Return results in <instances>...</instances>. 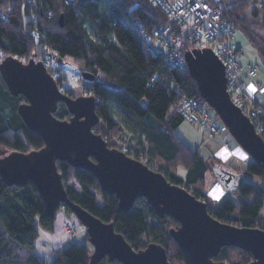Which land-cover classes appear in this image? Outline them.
<instances>
[{
	"label": "trees",
	"instance_id": "1",
	"mask_svg": "<svg viewBox=\"0 0 264 264\" xmlns=\"http://www.w3.org/2000/svg\"><path fill=\"white\" fill-rule=\"evenodd\" d=\"M226 17L253 41L249 28L264 27V2L251 7L236 0L229 4ZM139 25L150 30L154 26L175 27L177 23L148 0H0V62L10 54L23 61H37L50 53V72L62 92L81 95L75 88L83 84L86 93L96 97L100 121L94 131L110 147L124 150L162 172L170 182L184 186L211 207L205 190L211 159L177 135L176 128L185 118L176 112L177 92L171 81L202 104L206 102L186 63L166 71L167 78L161 79L165 64L145 49ZM84 71L102 81L84 79ZM26 101L23 94L15 95L9 90L0 71V158L11 151L27 152L44 145L40 133L29 129L18 112L19 105ZM54 114L62 119L71 116L62 101ZM262 118L264 121V112ZM260 134L264 138V131ZM144 156L148 160L144 161ZM57 166L70 200L102 220L114 222L116 230L134 248H145L156 241L167 248L173 263L194 264L170 235V228L179 224L175 218L167 214L160 217L144 196L123 211L117 196L103 191L91 171L65 160H58ZM180 168L185 169V174L178 172ZM247 169L259 175L260 182L264 178V168L256 161ZM238 192L239 201L228 198L209 208L210 213L237 226L264 228V220L259 217L264 206V186L244 182ZM56 212L47 209L33 181L25 186L9 185L0 174V264H89L91 243L70 242L55 250L50 259L36 253L40 228L52 233ZM214 259L247 264L253 255L230 245L222 247ZM99 264L123 263L105 256Z\"/></svg>",
	"mask_w": 264,
	"mask_h": 264
},
{
	"label": "water",
	"instance_id": "2",
	"mask_svg": "<svg viewBox=\"0 0 264 264\" xmlns=\"http://www.w3.org/2000/svg\"><path fill=\"white\" fill-rule=\"evenodd\" d=\"M185 63L197 81L201 97L253 161L264 168V138L242 107L232 100L222 60L208 48L186 51ZM0 71L9 90L26 97L18 112L29 129L40 133L44 140L39 149L15 150L0 158V174L9 185L25 186L33 181L48 210L55 212L66 206L78 217L93 246L89 264H99L105 256L123 264L176 263L170 261L162 243L152 241L145 248L136 249L116 230L114 222H106L71 201L58 170V160L91 171L103 191L117 196L123 211L144 196L160 217L167 214L175 218L179 224L170 228V235L194 264H229L214 258L222 247L230 245L252 253L253 259L247 264H264V228L237 226L215 218L208 203L184 186L170 182L162 172L124 150L110 147L107 140L94 131L100 121L94 95L71 96L62 92L42 60L23 61L10 54L0 62ZM82 77L102 81L89 71H84ZM60 101L69 109V118L54 114ZM209 168L231 192L240 190L242 179L256 185L260 183L261 177L248 169L236 170L215 160L210 162Z\"/></svg>",
	"mask_w": 264,
	"mask_h": 264
},
{
	"label": "built area",
	"instance_id": "3",
	"mask_svg": "<svg viewBox=\"0 0 264 264\" xmlns=\"http://www.w3.org/2000/svg\"><path fill=\"white\" fill-rule=\"evenodd\" d=\"M70 1V0H66ZM160 6L165 13L175 20L177 26H154L147 30L139 25L140 37L145 49L153 56L160 57L166 70L161 79H166V71L185 63V52L212 49L222 60L228 79V91L234 102L255 124L256 130L264 131V92L259 88L255 92L249 90V85L257 75V66L245 64L240 60L236 46V27L226 17L229 5L223 0H148ZM251 7L264 0H240ZM179 28L177 30L176 28ZM38 34H40L38 32ZM51 55L47 53L43 62L51 64ZM159 77V76H157ZM172 88L177 92L176 112L191 122H200L213 130V117L205 111L204 104L196 96L181 89L171 81ZM145 104L144 100H141ZM69 215L73 213L66 209ZM75 217V216H74ZM79 226V220H70L66 225L68 232Z\"/></svg>",
	"mask_w": 264,
	"mask_h": 264
},
{
	"label": "rangeland",
	"instance_id": "4",
	"mask_svg": "<svg viewBox=\"0 0 264 264\" xmlns=\"http://www.w3.org/2000/svg\"><path fill=\"white\" fill-rule=\"evenodd\" d=\"M236 0H223V3L229 5ZM259 20L262 19L261 15L258 17ZM251 26V25H250ZM249 31L253 35V41L249 40L241 30L236 31V46H241L243 48V52L241 53V60L243 62L251 61L257 63L259 67V75L258 80H264V27L260 25L251 26ZM257 33V35L255 34ZM49 69H52L51 66ZM256 78V77H255ZM254 78V79H255ZM249 90L251 89L254 91L255 86L254 82H251L249 85ZM75 90H78L80 94L89 95L86 93L85 86L83 84L78 85ZM251 91V92H252ZM205 111L209 112L210 115L213 117L212 121V128L215 129L217 127L222 129V134H219L216 139H219L221 142L226 143L227 148H224L221 152L217 154V158H219L223 163L229 165V161L231 159H252L248 152L235 140V138L231 135L228 128L225 126L223 121L217 115L215 110L208 105L207 103L204 105ZM119 115V114H118ZM121 117V116H120ZM205 126L202 125L200 122H191L187 119L183 120L180 125L176 128L177 135L188 143L193 149L199 148L201 154L206 158H211V154L209 153L208 149L205 145H202L203 133L205 132ZM143 160H148V157H143ZM236 170L245 169L239 168L232 163L229 165ZM247 168V167H246ZM180 174H185V169L180 168L178 171ZM264 180L260 182V186H264ZM206 191L208 194V198L211 202V205L216 206L220 202L226 199H232L233 201L237 202L241 198V194L239 192H231L226 190L223 185L216 179L212 171H208L206 175ZM72 216H75L72 214ZM260 219L264 220V206L260 211L259 214ZM77 219L76 217L72 218L71 220ZM70 221V220H69ZM66 225H64V230L66 232V236H68L69 240L66 244L70 242H76L78 244H90L89 238L87 237V229L84 224L79 222V226H77L74 231L66 230ZM40 228V227H39ZM52 238L50 237L49 232L40 228V235L36 242V253L41 255L42 257L50 258L53 255V245L54 242L51 241ZM62 245L61 247H63ZM92 246V244H91ZM60 247V248H61ZM93 248V246H92ZM50 256V257H49Z\"/></svg>",
	"mask_w": 264,
	"mask_h": 264
},
{
	"label": "crops",
	"instance_id": "5",
	"mask_svg": "<svg viewBox=\"0 0 264 264\" xmlns=\"http://www.w3.org/2000/svg\"><path fill=\"white\" fill-rule=\"evenodd\" d=\"M238 52H239V57H240V60H241V53L243 52V48L241 46H238ZM40 60L43 61V59H40ZM243 63H245V64H252V65H256L257 66V75H256V78L253 81L254 82L255 89H254V91H252L250 89V91L255 92L258 89V85H259V88L264 92V80L263 79L258 80V75H259V70L260 69H259L257 63H254V62H251V61H246V62H243ZM46 67L48 68L49 71L52 70V69H49L50 66H46ZM204 130H205V132L203 133V136H202L203 137V139H202V145H205L206 148L208 149L209 153L211 154V156H213V157H211L209 159L214 158V159H217L215 161L222 162L219 158L216 157L219 152H221L224 148H227V146H226L227 144L226 143H223L219 139H216V137L219 134H222V129L219 128V127H217L215 129L211 130V129L205 127ZM196 150H198L200 152L199 148H197ZM252 161H253V159H250V160H246V159L233 160V159H231L229 161V163H231V164L232 163H235V165L238 166L239 168H244V167L246 168V167H248V165ZM231 164H229V165H231ZM205 190H206V188H205ZM56 218L57 219H56V224H55V230L52 233L49 232L50 237L52 238L51 241L54 242V245H53L54 246L53 247L54 252H53V255L51 257L49 256L50 258H53L54 257L55 250L59 249L62 245H66V243L68 242L69 238H68V236H66V232L64 230V225L66 223H68L69 220H71L72 218H74V216L69 215L66 212L65 208H58V210L56 212ZM50 258L46 257L44 259H50Z\"/></svg>",
	"mask_w": 264,
	"mask_h": 264
},
{
	"label": "flooded vegetation",
	"instance_id": "6",
	"mask_svg": "<svg viewBox=\"0 0 264 264\" xmlns=\"http://www.w3.org/2000/svg\"><path fill=\"white\" fill-rule=\"evenodd\" d=\"M132 157H133V156H132ZM213 161H214V159H211V160H210V162H213ZM245 169H247V168H245ZM262 180H264V178H263ZM262 180H261V181H262ZM244 182H247V181H246L245 179H242V180H241V183H244ZM211 207L213 208V206H211ZM211 207L209 206V208H211Z\"/></svg>",
	"mask_w": 264,
	"mask_h": 264
}]
</instances>
